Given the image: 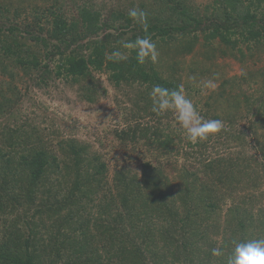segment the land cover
Masks as SVG:
<instances>
[{"label":"trees","instance_id":"1","mask_svg":"<svg viewBox=\"0 0 264 264\" xmlns=\"http://www.w3.org/2000/svg\"><path fill=\"white\" fill-rule=\"evenodd\" d=\"M109 6L0 0V264H225L234 240L264 238V66L247 64L264 57V0ZM134 7L148 14L147 32L128 16ZM145 35L159 57L141 65L122 43ZM116 49L129 58L109 61ZM225 58L241 73L229 75L219 63ZM97 71L137 93L139 115L124 121L155 115L153 85L183 84L202 117L223 122L216 135L229 148L254 135V153L205 156L214 134L189 142L171 111L161 115L169 120L164 130L141 122L113 130L128 149L122 160L21 116L23 76L38 85L58 77L94 102ZM207 79L217 87L201 94ZM184 142L192 149L185 158L198 155L200 166L182 163L168 173ZM216 247L224 257L212 255Z\"/></svg>","mask_w":264,"mask_h":264},{"label":"rangeland","instance_id":"2","mask_svg":"<svg viewBox=\"0 0 264 264\" xmlns=\"http://www.w3.org/2000/svg\"><path fill=\"white\" fill-rule=\"evenodd\" d=\"M91 1L95 3L97 8H109L111 4V0ZM68 10L76 15L71 6ZM219 63L226 67L229 75L240 74L242 71V66L235 60L225 58L220 59ZM247 64L252 69L262 67L264 66V57L249 60ZM94 74L96 84L99 87L98 96L94 102L82 99L76 85H71L58 77L49 79L47 85H38L32 77L23 76L19 81V88L24 94L19 105V108H22L23 111L21 116L36 119L39 126L44 127L47 132L55 129L63 137H75L88 142L95 151L101 153H105L107 150L109 152L114 151L116 158L122 160V155L128 149L116 139L113 130L126 128L136 122L148 123L164 130L169 120L165 117L147 114L146 117H143V115V118L137 116L135 120L130 118L129 121H124L123 115L124 117H132L134 113L139 115L140 111L138 112L134 105L137 93L130 87L118 88L114 86L106 71H97ZM210 92L211 90H204L201 91V94L207 95ZM196 97L198 98V96ZM173 117L175 118V114ZM5 119L0 118V123ZM249 138L251 139L247 140L248 142L241 146L242 148H229L230 146L225 144L224 138L214 134L207 144L208 149L205 156L209 154L227 156L232 153L245 152L247 149L253 152L255 150L252 146L256 144L255 137L253 135ZM191 150V147L184 142L180 153L175 152V157L172 159L173 163L167 166L168 173H172L173 168L180 167L182 163L199 167L201 158L198 155L196 157L191 156L189 159L185 158V151ZM175 163L177 164L174 165ZM111 174L112 170L110 176ZM220 237L216 236L218 240H220Z\"/></svg>","mask_w":264,"mask_h":264},{"label":"clouds","instance_id":"3","mask_svg":"<svg viewBox=\"0 0 264 264\" xmlns=\"http://www.w3.org/2000/svg\"><path fill=\"white\" fill-rule=\"evenodd\" d=\"M128 16L137 24L141 25L147 32L148 14L134 7L128 12ZM125 50H134L136 60L143 65L150 61L158 62L159 52L157 45L150 36L137 37L134 41L122 43ZM109 61L121 62L129 58L127 51L116 49L106 54ZM195 80V77H190ZM201 91L215 90L217 85L213 79H207L199 85ZM151 99V111L161 116L173 112L180 126L185 130L186 138L191 143L203 142L209 139L210 135L221 132L223 122L219 119H205L200 115L197 106L185 94L183 84L176 89H169L161 85H153L149 93ZM233 247L228 253L225 264H264V238H253L244 241H233ZM215 257H224L222 247L212 249Z\"/></svg>","mask_w":264,"mask_h":264}]
</instances>
